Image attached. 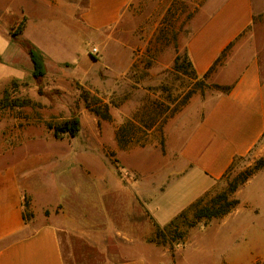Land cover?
I'll return each instance as SVG.
<instances>
[{
    "label": "crops",
    "instance_id": "crops-1",
    "mask_svg": "<svg viewBox=\"0 0 264 264\" xmlns=\"http://www.w3.org/2000/svg\"><path fill=\"white\" fill-rule=\"evenodd\" d=\"M134 2L0 0V84L33 74L30 56L14 46L13 28L22 24L21 36L33 40L28 31H46L50 18L74 21L73 33L82 41L96 40L98 54L81 50L75 59L62 60L40 47L46 64L70 62L81 83L104 87L118 82L143 50L136 56V47L105 39ZM185 51L199 78L210 75L229 88L189 110L176 128L169 123L166 153L159 156L147 144L122 151L119 167L112 162L110 170H103L96 156L100 152L109 158L103 149L107 141L43 140L41 123L29 125L14 111L0 108V264H68L63 240L71 248L82 245L106 253L109 261L102 264H174L170 252L149 241L156 222L167 225L209 192L238 158L251 152L264 155V0H207ZM37 124L40 132L29 137L28 128L37 129ZM60 146L68 150L61 154ZM63 158L74 160L73 170L60 171ZM177 181H191L190 194L175 211L160 212L157 201ZM241 214L244 218L233 219ZM208 226L222 254L220 264H264V185L254 200L239 202L202 230ZM111 245L118 246L117 254L108 253Z\"/></svg>",
    "mask_w": 264,
    "mask_h": 264
},
{
    "label": "rangeland",
    "instance_id": "rangeland-1",
    "mask_svg": "<svg viewBox=\"0 0 264 264\" xmlns=\"http://www.w3.org/2000/svg\"><path fill=\"white\" fill-rule=\"evenodd\" d=\"M206 1L135 0L120 24L109 30L107 38L104 37L109 43L136 47V56L143 50V54L121 80L104 84V87L98 82L81 83L73 77L76 69L70 67V62L57 65L48 60L46 64L45 58L46 74L43 77L29 74L22 81L0 84L1 110L14 111V115L24 117L29 125L35 121L41 123L43 134L40 136L43 140L107 141L108 144L103 149L109 158L104 160L105 156L100 152L96 156L103 170H110L112 162L119 167L122 151L135 150L139 146L150 144L158 156L166 153L165 127L172 123L173 128H176L175 124L187 119L189 110L201 107L205 98L225 92L229 88L215 83L210 75L199 78L193 66L188 64L185 44L193 30L195 18ZM72 22L74 21L65 18H50L46 22V31L40 33L36 28L28 31L33 40L22 37L21 29L15 27L11 33L14 46L27 52L29 56L28 46L33 44L62 60L75 59L77 52L81 50L92 53L98 47V42L91 39L82 41L81 37L73 33L75 26L72 27ZM17 59L23 61L20 56ZM82 88L90 90L108 105L109 117L97 116L87 108L81 98ZM5 92L9 95L8 100L5 99ZM19 100H27L29 103L23 106L11 105L13 101ZM74 116L80 119V131L75 137L68 133L55 136L53 129L49 128L50 124L55 125ZM37 126V129L28 128L29 137L35 138L36 131L40 132L39 124ZM93 148L100 149L99 146ZM59 150L62 154L68 147L60 146ZM260 158L264 159V155L258 156L251 152L235 160L210 190L211 194L222 192L229 189L230 185L239 183L234 197L239 202L254 200L264 185V174L260 175L264 166L255 169ZM73 162V159H61L60 171L73 170ZM250 171L254 173L240 184L241 179ZM253 179L250 187H244ZM187 182L177 181L171 185L166 194L157 201L160 212L164 209L168 212L176 210L181 198L189 195L192 189L191 181ZM241 188L243 191L238 195ZM243 212L248 213L247 210ZM242 218L243 214L233 217ZM206 225L201 223L189 229L185 240L181 242L156 245L160 250L171 253L174 264L177 261L179 264H220L222 254L219 256L215 248L213 227L208 226L207 230H202ZM63 245L68 264H102L109 261L106 253L99 252L96 248L82 245L71 248L64 240ZM184 245L185 249L180 257L179 248ZM117 251L118 246L111 245L108 253L114 255ZM112 261L119 260L113 258Z\"/></svg>",
    "mask_w": 264,
    "mask_h": 264
},
{
    "label": "trees",
    "instance_id": "trees-1",
    "mask_svg": "<svg viewBox=\"0 0 264 264\" xmlns=\"http://www.w3.org/2000/svg\"><path fill=\"white\" fill-rule=\"evenodd\" d=\"M22 28V24L19 26ZM28 54L33 63V76L43 77L46 74L45 56L43 52L35 45L28 46ZM225 52L217 60L218 64L225 56ZM189 59V57H188ZM178 61V58H177ZM188 64L192 65L191 60H188ZM13 80V83H15ZM5 99L8 100V94L5 92ZM81 98L84 100L87 108L97 116L102 118L109 117L108 105L103 103V100L98 96L92 94L90 90L81 89ZM29 103L27 100L13 101V106H23ZM9 104V103H7ZM49 128L53 129L55 136L68 133L70 136L75 137L80 131V119L78 116H74L67 120H64L55 125H49ZM264 166V159L260 158L255 166V169ZM254 171L247 173L240 181L244 183L248 177L253 174ZM239 183L230 185L229 189L222 192L211 194V191L207 192L204 196L192 202L186 209L181 211L176 217H174L167 225L161 226L158 223L155 224V232L152 237L149 238L150 242L159 245H165L167 243L181 242L185 240L189 229L203 223L208 224L211 220L216 218H222L232 212L239 200L234 197L237 191ZM26 215L30 217L32 212L29 209V204H26Z\"/></svg>",
    "mask_w": 264,
    "mask_h": 264
},
{
    "label": "built area",
    "instance_id": "built-area-1",
    "mask_svg": "<svg viewBox=\"0 0 264 264\" xmlns=\"http://www.w3.org/2000/svg\"><path fill=\"white\" fill-rule=\"evenodd\" d=\"M92 53H93L94 55H97V54H98V49H97V48H94V49L92 50Z\"/></svg>",
    "mask_w": 264,
    "mask_h": 264
}]
</instances>
